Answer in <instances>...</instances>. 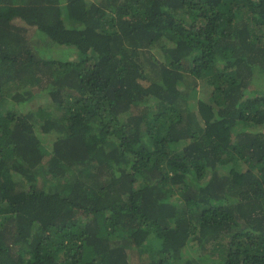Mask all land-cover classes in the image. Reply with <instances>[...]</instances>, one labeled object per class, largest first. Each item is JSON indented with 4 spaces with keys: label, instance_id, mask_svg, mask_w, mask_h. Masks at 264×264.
Listing matches in <instances>:
<instances>
[{
    "label": "trees",
    "instance_id": "16d2710c",
    "mask_svg": "<svg viewBox=\"0 0 264 264\" xmlns=\"http://www.w3.org/2000/svg\"><path fill=\"white\" fill-rule=\"evenodd\" d=\"M0 264H264V0H0Z\"/></svg>",
    "mask_w": 264,
    "mask_h": 264
},
{
    "label": "rangeland",
    "instance_id": "374dc122",
    "mask_svg": "<svg viewBox=\"0 0 264 264\" xmlns=\"http://www.w3.org/2000/svg\"><path fill=\"white\" fill-rule=\"evenodd\" d=\"M54 48H56V47H54ZM158 54H160V53H158ZM52 55L56 58H63V56H65L67 59L70 58L71 60H73V57H72L73 53L71 54V52H67L64 49H62L61 52H54ZM201 94H204V91ZM32 106H33V102H32Z\"/></svg>",
    "mask_w": 264,
    "mask_h": 264
},
{
    "label": "clouds",
    "instance_id": "9594fccd",
    "mask_svg": "<svg viewBox=\"0 0 264 264\" xmlns=\"http://www.w3.org/2000/svg\"><path fill=\"white\" fill-rule=\"evenodd\" d=\"M58 48H60V49H64L65 51H67V52H71V54L73 53V55H72V57H73V61H77L78 60V58H79V56L81 55L80 53H79V51L78 50H76V48H74V47H70L71 49H66L65 47H63V46H60L59 44H58ZM68 60H71L70 58L68 59Z\"/></svg>",
    "mask_w": 264,
    "mask_h": 264
}]
</instances>
